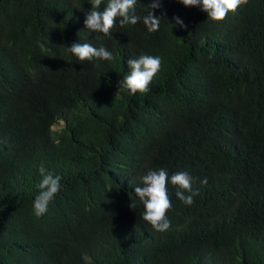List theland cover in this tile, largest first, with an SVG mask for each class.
<instances>
[{
  "label": "trees",
  "instance_id": "1",
  "mask_svg": "<svg viewBox=\"0 0 264 264\" xmlns=\"http://www.w3.org/2000/svg\"><path fill=\"white\" fill-rule=\"evenodd\" d=\"M151 2L108 36L86 28L90 0H0V264H264V0L223 21ZM74 42L115 59L81 61ZM142 54L162 64L132 94L127 61ZM41 164L61 189L37 217ZM160 168L199 191L189 206L169 181L164 232L135 193Z\"/></svg>",
  "mask_w": 264,
  "mask_h": 264
},
{
  "label": "clouds",
  "instance_id": "2",
  "mask_svg": "<svg viewBox=\"0 0 264 264\" xmlns=\"http://www.w3.org/2000/svg\"><path fill=\"white\" fill-rule=\"evenodd\" d=\"M184 6L202 5L208 14V18L214 21L227 19L229 13H235L241 5L247 4L248 0H180ZM137 0H108L107 6L100 11L102 0H90L91 9L85 13L84 24L89 31L100 32L111 36L112 29L116 27V19L119 18V25H135L141 17L136 15L135 6ZM161 7L160 0H152L150 9ZM83 11V6L80 8ZM162 16H157L153 11H148L143 17V24L150 33L157 32L160 27ZM181 28L186 25L179 17L173 18ZM79 60L93 61L115 59L113 53L105 46L95 47L90 43L74 42L66 47ZM130 73L123 78V86L130 90L132 94L148 93L149 85L159 72L162 64L161 57L142 54L138 58H130L127 61ZM42 177L38 187L39 193L33 201L34 214L39 217L46 214L48 205L61 189V176L48 170L43 164L38 168ZM177 186L181 191L175 193L176 197L186 205L194 203L193 197L199 195L198 190L192 188L194 178L188 171H180L169 177L166 168L158 170H148L140 177V185L135 187L136 196L144 205L143 219L151 224L153 229L159 232L169 230L171 221L167 212L172 208V201L168 193V183ZM207 183V178L201 181ZM190 193L185 195V193ZM131 208H135V203L131 201Z\"/></svg>",
  "mask_w": 264,
  "mask_h": 264
},
{
  "label": "rangeland",
  "instance_id": "3",
  "mask_svg": "<svg viewBox=\"0 0 264 264\" xmlns=\"http://www.w3.org/2000/svg\"><path fill=\"white\" fill-rule=\"evenodd\" d=\"M57 127H58V126H56V125H53L51 128H52V129H55V128H57Z\"/></svg>",
  "mask_w": 264,
  "mask_h": 264
}]
</instances>
